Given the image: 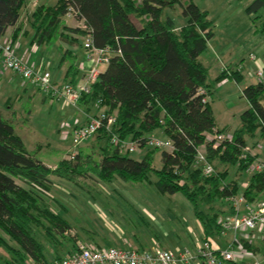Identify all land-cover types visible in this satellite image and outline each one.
Returning <instances> with one entry per match:
<instances>
[{
    "label": "trees",
    "instance_id": "16d2710c",
    "mask_svg": "<svg viewBox=\"0 0 264 264\" xmlns=\"http://www.w3.org/2000/svg\"><path fill=\"white\" fill-rule=\"evenodd\" d=\"M25 3L26 0H0V36L18 22ZM177 4L187 17V22L179 28L170 16L163 18L165 9ZM69 6L74 8L77 21L90 26L93 45L109 47L112 51L90 93L81 96L79 107L87 113L94 106L116 113L112 133L120 141L113 142L112 133L102 128L94 134L105 140L100 159L80 150L74 159L62 158L51 167L35 151L28 150L14 121L6 118L0 109V229L17 245L10 244L0 234V245L8 252L0 264H28L29 259L38 264H54L76 250L80 238L72 232L73 223L45 198L51 195L52 176L78 182L80 176L90 172L106 182L119 178L135 183L152 181L154 176L152 182L160 193H182L189 199L204 237L221 232L217 218L233 212L232 207L226 208L227 198L239 192L235 180L227 182L229 169L235 166L236 173L245 172L258 153L243 156L244 147L250 140L252 145H258L255 140L258 135L264 139V81L244 87L243 95L249 106L240 114L239 126L230 130L234 138L214 148L208 133L229 132V129L217 126L211 94L217 83L224 79L240 83L243 74L232 68L215 78L209 76L210 67L201 59L214 36L213 21L208 18L207 10L194 0L41 3L31 14L34 39L39 44L58 39L78 42L86 33L77 25L65 23ZM261 10L264 0H253L247 6L248 13L254 15L255 33L264 35ZM66 33L76 36L69 37ZM68 53L72 57L66 79L74 82L80 71L79 63L71 51ZM157 129H162L172 141L173 151L149 147L142 159H135L122 146V140L130 139L139 142L140 148L146 147L148 137ZM200 148H204L214 164L216 172L210 177L195 166ZM156 151H161L160 167L154 165ZM243 193L249 201L264 198V171L249 176ZM244 243L260 251L264 241Z\"/></svg>",
    "mask_w": 264,
    "mask_h": 264
},
{
    "label": "rangeland",
    "instance_id": "374dc122",
    "mask_svg": "<svg viewBox=\"0 0 264 264\" xmlns=\"http://www.w3.org/2000/svg\"><path fill=\"white\" fill-rule=\"evenodd\" d=\"M252 1L194 0L200 8L208 11V18L213 21L214 36L209 40V49L201 55V59L211 67L212 73L218 72L221 63L223 67H227L225 71L234 68L228 65L235 66V63H241L239 68L243 73V80L240 83L230 80L225 84L216 85L210 97L216 123L218 126L227 127L229 132L239 126L240 114L249 106L243 95V89L248 84L257 82V77H253L251 72L264 67L257 65L258 62L255 61V59H264V35L255 33V23L252 19L254 15L247 11V6ZM30 3L33 4L32 1ZM259 13L264 14V10ZM166 16H170L178 28L187 22L180 4L166 8L163 18ZM66 18L73 24L70 16L67 15ZM23 27L25 31L26 28L31 29L28 21ZM24 36L27 38L30 34ZM81 41L82 37L79 38V44L83 47ZM46 46L43 45L44 52L40 60L51 64L49 67L51 81L55 82L59 69L56 65L58 43L53 42L48 52ZM61 48L63 50L64 46ZM105 67V64L100 65V69ZM2 70L0 109L5 117L14 120L16 131L23 138L28 150L35 151L37 156L51 167H55L60 159L70 158V155L80 150L84 154L92 153L95 159H100L105 140L93 136L77 146L73 142L71 132L76 124L86 123L88 120L86 112L80 107L66 104L65 100H51L46 97L48 101H45L43 96L46 95L37 85L25 81L19 74H13V71H6L5 68ZM81 73L76 81H80ZM262 79L264 81V77ZM64 82L62 80L55 83ZM7 97H12L9 99L12 105L6 106ZM102 109L104 108L94 106L88 114L93 115ZM30 110L32 112L29 114ZM151 136L167 138L162 129H157ZM255 140H258V145H252V140L248 145L253 152L258 153L257 161H264V148H260L261 145L264 146V139L258 135ZM149 147L151 146L147 145L129 152V156L142 159ZM154 165L161 166V151L155 152ZM249 176L246 172L236 173V167L232 166L229 169L227 182L234 183L235 180L240 194L248 183ZM52 178L54 184L51 195L45 198L71 220L74 225L72 232L79 234L78 237L85 242H98L104 246L133 245L147 249L159 246L179 250L186 247L194 249L196 242L204 238L202 226L189 199L182 193L173 195L160 193L152 182L154 176H151L152 181L141 183L123 181L119 178L106 182L90 172L80 176L78 182L57 176ZM227 207H229L228 202H226ZM203 209L206 210V206ZM109 222L113 223V226H109ZM114 223L123 230V236L132 241L130 244L126 239L118 240L114 234L117 231L112 229L115 227ZM84 227L92 231L97 228L99 238L89 236L84 231ZM0 234L8 239L10 244L17 246L16 242L1 229ZM221 234L222 232L213 234L210 238L222 242ZM227 246L228 243L222 242L223 248ZM49 251L53 254L52 249ZM7 253L5 247L0 245V262H4ZM263 254L264 244L261 245L257 258L262 260ZM253 261V258L246 260L248 263Z\"/></svg>",
    "mask_w": 264,
    "mask_h": 264
},
{
    "label": "built area",
    "instance_id": "2783aa9c",
    "mask_svg": "<svg viewBox=\"0 0 264 264\" xmlns=\"http://www.w3.org/2000/svg\"><path fill=\"white\" fill-rule=\"evenodd\" d=\"M38 1L34 0L36 3ZM74 13V8L69 6L66 16H71L77 21ZM76 25L86 32L82 36L85 59L78 65L82 72L80 81H65L61 84L51 81L49 69L35 68L24 58H20L15 52L13 43L9 40L0 45L3 67L16 72L25 81L28 80L37 85L51 100H65L66 104L79 107L81 96L90 93L92 84L95 83L100 74V65L108 63L112 51L109 47L93 45L90 34L91 28L84 21H77ZM252 57L255 58V55L252 54ZM221 69L225 71L227 67ZM256 75L262 81L264 68H259ZM200 92L206 94L204 89H201ZM206 100L205 97L204 101ZM88 118V122L81 125L76 124L71 132L75 146L90 139L102 128L111 134L116 122V113L110 114L102 109L98 113L89 115ZM207 138L212 141L214 148H218L224 142H231L234 136L232 132L216 131L208 133ZM112 141H120L117 134L112 133ZM121 142L128 152L140 148L139 142L136 140H122ZM147 145L160 150L173 151L174 149L169 138L162 139L149 136ZM247 153L256 154L249 145L244 147V154L242 155L245 156ZM76 154L74 152L70 155V159H74ZM195 166L201 168L206 177H210L216 172L214 164L208 159L204 148L198 150L195 156ZM261 171H264V161H257V159L245 170L250 176ZM227 202L232 207L233 212L219 215L217 218L221 232L232 233V239L226 248L217 246L210 237H204L197 242L194 249L186 247L179 250L159 246L152 249L134 246H99L79 239L76 250L56 260L54 264H233L235 261H246L251 258L254 261L250 264H261V259L257 258L259 251L248 248L244 242L246 240L249 242L264 241V198L249 201L242 192L229 196ZM28 264L38 263L29 259Z\"/></svg>",
    "mask_w": 264,
    "mask_h": 264
},
{
    "label": "crops",
    "instance_id": "0c3cea01",
    "mask_svg": "<svg viewBox=\"0 0 264 264\" xmlns=\"http://www.w3.org/2000/svg\"><path fill=\"white\" fill-rule=\"evenodd\" d=\"M31 1H32L33 4L30 3ZM31 1L30 0H26V3H25L24 7L21 10V16H20V19L18 20V22L15 25L9 27L8 30L6 31V33H4L2 36H0V45H2L4 42H7L9 40V41H11L13 43L15 52H16V54L20 58H24L30 65L34 66L35 68H46V69H49V67L51 66V64L50 63H46V61L44 62L43 60H40V59H41V56H42V54L44 52L43 45H45V46L47 45L46 47H47V52H48V49H49L50 45H52V43H50V44H45V43L39 44L34 39L35 31H34L32 25H31V14L33 13L34 9L39 4H41V3L54 4L55 2H57V0H42V1L39 0L37 3L34 2V0H31ZM66 17L67 16H65L64 19H65V23L68 26H75L77 24V21L73 17L70 16L73 24H71L70 22H68V20H67ZM26 21H28L30 23L31 29L26 28V31H25L23 25L26 23ZM26 34H30V36L26 38L24 36ZM66 34L69 37L70 36L71 37H75L76 36V35H73L72 33H66ZM56 41L58 43V50H57V53H56L58 59H57L56 65L59 67L58 73H57V77H56V81H58V82L59 81H62V80L63 81H68L69 79H66V75H67V72H68V69H69L70 59L72 57L71 54L68 53V52L71 51L72 52V55L73 56L75 55L74 58H75V61L77 63H81V62L84 61V59H85V52H84L83 47H81V45L79 44V40H78V43L75 42V41L72 42V43H70L69 41H65L63 39H61V40L58 39ZM81 43L83 44L82 41H81ZM61 46L62 47L64 46V49L63 50H62ZM255 61L258 62L257 65L260 64V65H263L264 66V59H260V60L259 59H255ZM223 66H224L223 63L219 64L218 72L217 73H212L211 67L209 66L210 67L209 76L212 77V78L217 77L222 72V69L221 68ZM228 66H230L231 68L234 67V68L238 69L239 71H241V69L239 68L241 66V63H235V66H232V65H228ZM1 67H2V69L4 68L3 67V64H2V53L0 51V72L3 71L1 69ZM262 68H264V67H262ZM6 71H11L12 72V70H9V69H6ZM80 72L81 71L78 72V74L76 75V78L78 77V75L80 74ZM256 72H257L256 70L255 71H252L251 72V75L253 77H255V78L257 77V82H258L260 80L258 79V76L256 75ZM12 73L13 74H17L14 71ZM263 77H264V75H263ZM76 78H75V81L74 82H76ZM81 78H82V73H81ZM230 80H233V79H224L220 83H217V85H219V84H221V85L222 84H225L227 81H230ZM46 97L47 96H43L44 99ZM9 99H12V97H7V99H6V106H8L9 104L12 105V103H10V100ZM46 99H45V101H48ZM9 107H11V106H9ZM80 109H82V108H80ZM31 112H32V110L30 111V113ZM14 113H16V112H14ZM86 114H87V117H88L89 114L87 112H86ZM9 119H11V117H9ZM217 126H218V124H217ZM218 127H221V126H218ZM261 148H264V146L261 145ZM46 164L49 165V166H51L48 163H46ZM246 185H247V183H246ZM110 223L111 222H109V226H113V223L112 224H110ZM114 225H115V227H112V229H114V231H117V232L116 233L113 232V233L116 235V237L118 238V240H124V239H126L123 236V230L120 227H118L115 223H114ZM88 230H90V231H88ZM84 231L87 232V234L89 236H92L93 238H97V237L99 238V232H97L98 231L97 228H95L94 231H92L91 229H88V228L84 227ZM228 233H231V232H226V233H222L221 234V239H223L222 242L229 243L231 241V239H232V233H231V235H228ZM103 236H105V235H103ZM102 239H104V238H102ZM213 241H214V243L217 246H219L220 248H223L222 247V242H219L218 240H213ZM126 242L130 244V242H132V241L129 238H127L126 239ZM92 243H95V244H97L99 246H104V245H101V243H98V242L97 243L96 242H92ZM129 246H133V245H129ZM142 248H144V247H142ZM187 248H189V247H187ZM260 262H261V264H264V257L263 256H262V260H260Z\"/></svg>",
    "mask_w": 264,
    "mask_h": 264
}]
</instances>
